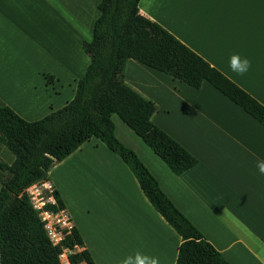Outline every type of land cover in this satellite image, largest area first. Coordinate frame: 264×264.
I'll use <instances>...</instances> for the list:
<instances>
[{
    "label": "crops",
    "instance_id": "1",
    "mask_svg": "<svg viewBox=\"0 0 264 264\" xmlns=\"http://www.w3.org/2000/svg\"><path fill=\"white\" fill-rule=\"evenodd\" d=\"M100 1L0 0V106L32 122L73 99L89 64L82 43L92 39ZM138 8L141 17L264 106V0H140ZM237 53L252 64L244 75L229 67ZM124 83L155 105L152 123L198 163L173 174L139 137L128 142L118 136L116 127L128 139L132 135L112 115L119 142L134 151L175 208L229 264H264V176L255 167L257 158L264 159V126L206 81L194 89L128 59ZM13 161L0 148V188L3 166ZM37 184L58 192L94 264H122L136 251L175 264L181 237L151 206L130 169L97 138L57 162Z\"/></svg>",
    "mask_w": 264,
    "mask_h": 264
},
{
    "label": "trees",
    "instance_id": "2",
    "mask_svg": "<svg viewBox=\"0 0 264 264\" xmlns=\"http://www.w3.org/2000/svg\"><path fill=\"white\" fill-rule=\"evenodd\" d=\"M140 0H101L92 39L82 48L89 58L75 95L61 109L40 120L26 121L0 106V148L13 156L3 166L0 188V264H94L77 230L63 231L53 244L27 189L47 179L48 171L81 144L95 137L130 169L151 206L181 237L175 264H229L162 192L136 154L114 134L119 119L177 176L198 160L154 125L155 105L124 83L128 59L199 89L206 81L264 126V106L157 23L139 15ZM46 80L52 77L46 76ZM54 203L44 211L64 209L53 189ZM79 248L80 250H77Z\"/></svg>",
    "mask_w": 264,
    "mask_h": 264
},
{
    "label": "clouds",
    "instance_id": "3",
    "mask_svg": "<svg viewBox=\"0 0 264 264\" xmlns=\"http://www.w3.org/2000/svg\"><path fill=\"white\" fill-rule=\"evenodd\" d=\"M229 67L237 75H244L251 69L252 64L247 57H241L237 53L230 56ZM255 167L258 173L264 176V159L257 158ZM122 264H160V261L158 257L136 251L134 254L125 257Z\"/></svg>",
    "mask_w": 264,
    "mask_h": 264
},
{
    "label": "built area",
    "instance_id": "4",
    "mask_svg": "<svg viewBox=\"0 0 264 264\" xmlns=\"http://www.w3.org/2000/svg\"><path fill=\"white\" fill-rule=\"evenodd\" d=\"M34 185H37V184H34ZM31 187H29L26 191L28 195H29L28 190ZM29 197H30V195H29ZM48 199H53V197L51 195V191H50V195L47 196L46 201L44 203H42V205H43L42 209L46 203H49V202H47ZM30 201H31V197H30ZM31 203H32V201H31ZM53 203H54V199H53ZM32 205H33V203H32ZM33 207L35 210H37L34 205H33ZM42 211H43L42 214L45 217H42V218L40 217V219L44 224L45 232H46L48 238L51 240V242L53 244H57L63 238V231H70L71 230V228H72L71 223H70L68 217L66 216V214L64 213L63 210H59L58 213H55V214H53L51 212L44 211V209ZM49 219H52L51 220L52 222H50ZM65 252H67V254H68V251H64V253L61 256L65 257ZM65 264H68L66 257H65Z\"/></svg>",
    "mask_w": 264,
    "mask_h": 264
},
{
    "label": "rangeland",
    "instance_id": "5",
    "mask_svg": "<svg viewBox=\"0 0 264 264\" xmlns=\"http://www.w3.org/2000/svg\"><path fill=\"white\" fill-rule=\"evenodd\" d=\"M83 66L82 67H80V69H79V75L81 74V72L83 71ZM64 78L65 79H70V75H69V73H67L66 71H64ZM128 75H129V73H128ZM135 76V75H134ZM143 80H147V77H144V79ZM65 90H67L66 88H65ZM65 90H64V92H63V96H62V98L65 96ZM61 98V99H62ZM53 99H56V98H53ZM114 117H116V116H114ZM116 119H118L117 117H116ZM118 128H120V127H118ZM127 129V131L130 133V134H128V135H132V136H130V138L128 139V137L126 136L127 134L126 133H124L122 130H119V129H117V127H116V133L118 134V136H120L123 140L125 139V140H133L134 141V138L133 137H135L136 139H138L137 138V136H135V134H133V132H131L128 128H126ZM126 134V135H125ZM128 142H130V141H128ZM132 144V143H131ZM127 147V146H126ZM129 149H131V148H129ZM133 151V150H132ZM134 152V151H133ZM28 193H29V195H30V197H31V201H32V203H33V205L36 207V209L38 210V212H39V217H45L43 214H42V203H44L45 201H46V198H47V196H49L50 195V191L49 190H44L42 187H41V185L40 184H37V185H32V187L28 190ZM52 219H49V221L50 222H52L51 221ZM61 262H62V264H65V257L64 256H61Z\"/></svg>",
    "mask_w": 264,
    "mask_h": 264
}]
</instances>
